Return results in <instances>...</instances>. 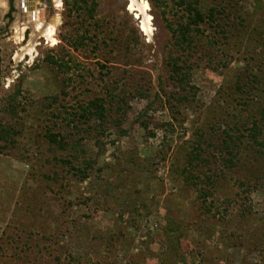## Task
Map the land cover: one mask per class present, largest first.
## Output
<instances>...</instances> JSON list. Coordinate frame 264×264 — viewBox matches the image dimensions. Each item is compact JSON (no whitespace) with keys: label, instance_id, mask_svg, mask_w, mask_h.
I'll list each match as a JSON object with an SVG mask.
<instances>
[{"label":"rangeland","instance_id":"rangeland-1","mask_svg":"<svg viewBox=\"0 0 264 264\" xmlns=\"http://www.w3.org/2000/svg\"><path fill=\"white\" fill-rule=\"evenodd\" d=\"M146 1L149 33L130 0H87L92 16L61 0L53 44L38 23L54 6L35 2L26 21L22 0H0V124L13 130L0 141V264H264V180L255 181L264 153L245 137L228 168L220 152L226 132L247 134L264 109V0H200L205 14L217 9L215 28L201 24L217 45L199 46L189 99L177 106L166 98L177 50L165 24L181 10ZM110 80L160 94L141 117L146 127L139 92L126 96L119 125L113 111L101 125L69 114L107 98ZM47 128L79 139L83 153L50 143ZM197 140L202 159L189 166ZM67 159L92 163L88 177L76 179ZM188 166L198 175L189 182Z\"/></svg>","mask_w":264,"mask_h":264},{"label":"trees","instance_id":"trees-1","mask_svg":"<svg viewBox=\"0 0 264 264\" xmlns=\"http://www.w3.org/2000/svg\"><path fill=\"white\" fill-rule=\"evenodd\" d=\"M94 2L87 3V0H72L71 9H83L88 16L93 15V7ZM200 0H176V6L181 10L180 15L177 20L167 19L166 21V29L171 34V44L175 46L177 50L176 55H169L168 60L166 61L167 65V77L169 81L175 86L173 92H167L166 98L169 103H173V105L177 106L181 102L189 99V94L193 85L190 83V70L192 59L197 56L199 46H216L217 38L213 33L205 35L203 33V29L201 24L203 22H208L213 25L212 21L214 20L216 8L212 6L209 8L207 14H205L201 10ZM221 11V10H219ZM215 28V25H213ZM51 62L57 63L53 58L50 60ZM76 66H80V64H75ZM59 67L62 69H69L66 63L61 64ZM118 89V91L116 90ZM104 91L106 93L107 98L105 96H93L88 99L86 102H79L75 109L69 114L72 116H77V119H82L83 121H89L91 119H97L99 124H103L108 119V113L116 112L119 113L118 117H115L114 123L119 125L121 122L120 116L123 115L122 104L126 103V96L132 95L133 92L137 94L139 92L140 95L147 97V104L145 108L140 112L137 119L140 124L144 127L147 126V123L141 120V117L146 115L147 111L153 108L155 101L160 99V94L158 92H154V95L148 92L147 90L140 89L137 85L133 90H130L128 93L125 92L122 87H118L116 82H112L111 80L105 84ZM19 95V90H17L12 96L11 99H16ZM58 97L56 95L48 97V102L52 105L56 102ZM61 109V108H60ZM57 115V114H56ZM68 115L62 117L61 120H67ZM70 119V118H69ZM260 121V122H259ZM68 122H70L68 120ZM71 128L75 129V132H78V122L73 120L71 122ZM245 130L247 134H243L242 131H239L238 134H231L229 132L225 133V138L222 140V146L220 147V152L222 154V160L224 164L231 168L235 165L240 159V151L239 148L243 145V138H247V147L258 149V153H264V109L260 111L259 120H254L250 127H246ZM9 132H13L12 128L6 127L0 124V141H5L9 139ZM47 140L50 143L57 145L59 148H66L71 151H78L83 153V149L80 148L81 144L79 139L68 138L66 134L60 133L59 131L53 132L51 129L47 128L46 134ZM4 142V143H5ZM195 146L187 152V163L192 166L194 160L202 159L199 148V140H197ZM246 146V144H245ZM2 144H0V148ZM237 148V149H236ZM64 162L69 164V169L73 170V176L76 179H83L88 177L86 172V166H91L92 163L89 161H84L85 164L83 166H75L72 164V161L67 159ZM188 167H184L182 169V173L186 175L187 181H192L194 178H198V175L193 174L191 169ZM261 173L256 176V180L261 182L264 180V166L261 169ZM209 179V176H207ZM208 181V180H207ZM258 185V184H257ZM204 193L200 192V195ZM208 210L209 207L207 206Z\"/></svg>","mask_w":264,"mask_h":264},{"label":"bare ground","instance_id":"bare-ground-1","mask_svg":"<svg viewBox=\"0 0 264 264\" xmlns=\"http://www.w3.org/2000/svg\"><path fill=\"white\" fill-rule=\"evenodd\" d=\"M40 0H26L24 2H22V11H23V20L26 19H34V3L38 2ZM43 1V0H42ZM51 6L50 7V11L49 12L51 14L54 13L53 10V6L56 9V13H58L59 7L61 6V0H56V3H54L51 0ZM129 9L131 10V12L135 13V17L140 19V26L142 28V31H144L145 33H149L151 28H150V22H151V18L148 14V11L150 9L149 3L146 0H130V5H129ZM1 14V11H0ZM27 21V20H26ZM60 23V16L59 13L55 16V15H51L49 14L48 18L46 19L45 22L43 23H38L39 28L43 31L44 36L48 39V41L50 42H54L56 41L55 36H56V28L58 26V24ZM25 23H21V27L19 29V38L23 39V31L25 28Z\"/></svg>","mask_w":264,"mask_h":264},{"label":"water","instance_id":"water-1","mask_svg":"<svg viewBox=\"0 0 264 264\" xmlns=\"http://www.w3.org/2000/svg\"><path fill=\"white\" fill-rule=\"evenodd\" d=\"M24 1H26V0H22V2H24ZM42 2H44L45 4H48L49 6H51L50 5L51 4V0H43ZM0 11H2V10H0Z\"/></svg>","mask_w":264,"mask_h":264}]
</instances>
